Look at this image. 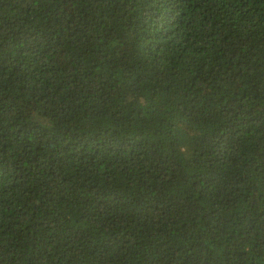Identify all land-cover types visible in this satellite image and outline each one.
<instances>
[{"label":"trees","instance_id":"1","mask_svg":"<svg viewBox=\"0 0 264 264\" xmlns=\"http://www.w3.org/2000/svg\"><path fill=\"white\" fill-rule=\"evenodd\" d=\"M0 264H264V0H0Z\"/></svg>","mask_w":264,"mask_h":264}]
</instances>
